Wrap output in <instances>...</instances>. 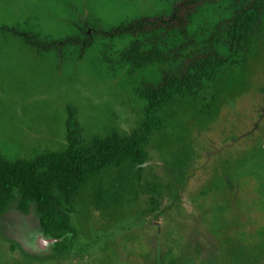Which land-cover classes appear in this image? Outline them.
Listing matches in <instances>:
<instances>
[{
    "label": "rangeland",
    "instance_id": "1",
    "mask_svg": "<svg viewBox=\"0 0 264 264\" xmlns=\"http://www.w3.org/2000/svg\"><path fill=\"white\" fill-rule=\"evenodd\" d=\"M185 1L0 0V158L64 150L68 107L84 145L127 135L146 115L144 88L208 48L226 57L222 28L241 0ZM141 18L157 21L109 32ZM132 41L165 59L131 66ZM236 59L150 114L143 162L88 179L63 238L40 230L37 247L33 208L0 212V264H264V8Z\"/></svg>",
    "mask_w": 264,
    "mask_h": 264
},
{
    "label": "trees",
    "instance_id": "2",
    "mask_svg": "<svg viewBox=\"0 0 264 264\" xmlns=\"http://www.w3.org/2000/svg\"><path fill=\"white\" fill-rule=\"evenodd\" d=\"M193 1L186 0L184 3L191 4ZM263 8L264 0H241L239 6L233 7L222 28L229 51L226 57L208 48L185 61L177 75H165L156 90L144 88L140 94L146 100V115L129 134L120 136L112 131L103 137L92 136L90 142L84 145L79 137L75 113L68 107L65 122L67 146L64 150L39 153L28 160L10 162L0 158V212L11 203H15L22 213L33 208L41 230L53 239L63 238L69 233L65 211L81 186L108 166H119L126 161L143 162L149 132L155 126V119L150 114L175 96H196L204 83L214 80L227 64L236 63V56L246 49ZM177 9L178 5L173 6L172 12ZM156 21L155 18H141L119 24L109 32L112 35L134 33ZM26 39L35 46L47 47L33 37ZM121 55L136 68L165 59L156 48L140 50L136 41H132ZM102 195L101 190L95 193L97 203H100Z\"/></svg>",
    "mask_w": 264,
    "mask_h": 264
},
{
    "label": "flooded vegetation",
    "instance_id": "3",
    "mask_svg": "<svg viewBox=\"0 0 264 264\" xmlns=\"http://www.w3.org/2000/svg\"><path fill=\"white\" fill-rule=\"evenodd\" d=\"M35 210V209H34ZM19 211V210H18ZM28 212H30V209L27 211V212H25V213H22V212H20L19 211V213L21 214V216H27V214H28ZM35 212H36V210H35ZM25 218H27V217H25ZM36 226H37V228H39V226H38V220H36ZM36 226L34 227V238H35V241H34V243H35V245L38 247L39 246V240H37L38 239V234H39V231L41 230L40 228L39 229H36ZM36 229V230H35ZM26 230V229H25ZM35 232L37 233V234H35ZM42 231H40V233H41ZM22 233H24L26 236H27V238H30L31 237V234L30 233H26V231H23ZM51 240H53V239H51Z\"/></svg>",
    "mask_w": 264,
    "mask_h": 264
}]
</instances>
